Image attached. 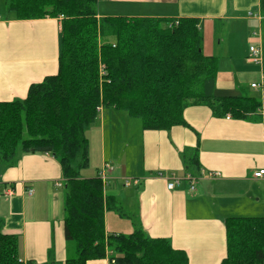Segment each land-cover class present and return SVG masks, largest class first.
<instances>
[{"label":"crops","instance_id":"crops-1","mask_svg":"<svg viewBox=\"0 0 264 264\" xmlns=\"http://www.w3.org/2000/svg\"><path fill=\"white\" fill-rule=\"evenodd\" d=\"M96 4L98 17L197 18L204 35L203 52L212 56H216L212 35L223 20L247 19L264 26L261 0L257 1L261 19L246 14L236 0H98ZM6 7L0 0V101L5 102L25 98L32 83L57 73L62 24L61 17L20 19ZM261 37L252 35L250 43L263 44V52ZM248 51L216 56L214 95L258 98L255 91L260 90L258 99H264V82L260 89L251 87L262 81L264 55L262 63L255 64L247 60ZM119 111L102 107L96 121L100 126L92 133L101 166H110L104 193L114 198L115 208L105 212L107 232L129 234L140 226L147 236L166 238L184 251L189 264H220L227 256L226 219L264 216V177L254 175L264 169V113L258 109L235 119L227 117L230 113L217 116L205 104H192L184 111L186 123L169 130H145L129 121L126 131L110 127L112 155L107 156V117L114 121ZM190 155L198 158L194 171L186 167ZM123 158L124 163L114 165ZM200 169L219 175L199 174L194 190L188 180L169 190L167 180L156 175L184 177L187 172L198 175ZM126 178H138L139 183L125 185ZM63 180L61 164L51 153L20 150L13 161H0V231L18 237L19 258L25 262L65 264L73 256L74 245L65 238ZM28 188L33 194L27 193ZM110 255L87 264H116Z\"/></svg>","mask_w":264,"mask_h":264},{"label":"trees","instance_id":"trees-1","mask_svg":"<svg viewBox=\"0 0 264 264\" xmlns=\"http://www.w3.org/2000/svg\"><path fill=\"white\" fill-rule=\"evenodd\" d=\"M96 3L5 0L20 19L61 17L62 24L57 73L32 83L23 99L0 101V161H13L20 150L59 160L65 238L77 253L65 264H87L108 251L116 264H189L184 251L166 238L147 236L140 226L129 234L107 232L105 212L115 201L105 196L98 175H82L90 161L86 132L99 107L126 111L145 130H169L186 123L184 111L192 104L236 119L264 111V101L214 95L218 58L203 52L197 18L98 17ZM261 9L264 14V0ZM197 161L188 157L187 169L196 170ZM225 228L227 256L220 264H264V216L229 217ZM18 247L16 235L0 231V264H24Z\"/></svg>","mask_w":264,"mask_h":264},{"label":"rangeland","instance_id":"rangeland-1","mask_svg":"<svg viewBox=\"0 0 264 264\" xmlns=\"http://www.w3.org/2000/svg\"><path fill=\"white\" fill-rule=\"evenodd\" d=\"M236 1H237V5L239 8L242 9V7H244L246 14H248V13L250 14V12H253L252 17L253 18L258 17V14H257L258 13V6H257L258 0H236ZM199 12L203 13L202 10H200ZM255 14H257V15H255ZM223 22L224 23H221V25H218L217 31H214V34L212 35V37H213L212 39H214L212 41L213 49L215 51L214 53L216 56L219 57V59H221L222 57L227 55V53H229V52H232L233 54L242 53L245 55L247 49L251 45V43H250L251 37L254 33H258V34L261 33V35H262L261 38H263V43H264V26L263 27L260 26V24L258 22L247 20V19H245V20H231V19H229V20H223ZM262 49H263V44H262ZM263 55H264V51H263ZM255 94L258 98H260L262 95L260 90H258V91L256 90ZM262 101H264V99ZM260 109L264 113L263 109L262 108H260ZM109 110H112V109H108V110L106 109V112H109ZM129 118L130 117H128V113L126 111H119V117L116 118V120H114V121L110 120V117H107V123H106V139H107V147H108L107 156L112 155V154H110V136H111L110 135L111 134L110 133V127H111V130H112V128H115V126H116L118 130L126 131V128L128 125L127 122H129V121H133L135 124V127L137 126V124H139V125L141 124L140 119L135 118V117H131L132 120H130ZM90 126L91 127L86 132L87 137H89V139H90L89 167H87L86 169H84L82 171V175H84L85 177H89V178L91 177L90 175L96 174L97 168H99V169L103 168L101 166V155H100L98 147L96 146L95 139H94L93 134H92L94 131L98 130L97 127H99L100 125H98V122H95ZM130 129H132V127H130ZM123 134L124 133H122V132L119 133V135H123ZM121 146L124 147L123 142H121ZM108 161H109V159H108ZM1 162H3V161H1ZM124 162H125V160L123 158V160L121 159V162L119 160H115L113 163H114V165H116V163H124ZM107 168L109 170L110 166ZM105 173L109 177L110 172L105 170ZM119 173H121V171H119ZM72 244L74 245L73 242H72ZM73 250H74V253L72 254L73 255L72 257H76L77 253L75 250V245H74Z\"/></svg>","mask_w":264,"mask_h":264},{"label":"built area","instance_id":"built-area-1","mask_svg":"<svg viewBox=\"0 0 264 264\" xmlns=\"http://www.w3.org/2000/svg\"><path fill=\"white\" fill-rule=\"evenodd\" d=\"M250 14H252V13H250ZM257 15V14H256ZM258 18H262L259 14H258ZM255 37H260V34H258V33H254L253 34ZM249 54H248V56H247V60L249 61V62H252V63H255V64H261L262 63V61H263V52H262V47H261V44L260 43H253V44H251L250 45V47H249ZM103 71H102V68H101V73H102ZM263 82H264V74L262 75V81H260V83L259 82H254V83H252L251 84V87L252 88H256V89H260L261 87H263ZM102 109V107H99V111ZM227 117L228 118H230L231 117V115L230 114H228L227 115ZM107 167H109L108 166V164H105V165H103V168L99 171V173H98V176L101 178V180H102V182L104 183V185L107 183V181H108V176L106 175V173H105V170H107ZM199 174H206L209 178H216L219 174L218 173H216V172H212V171H209V172H206L205 170H202V169H200V171H199V173H198V175H194L193 173H191V172H187V174L186 175H184V177H178V176H172V177H165V175L162 173V172H157V176L158 177H163V178H165L166 180H167V188L169 189V190H171V189H174L175 188V186L177 185V184H180L183 180H188L190 183H191V186H190V188L192 189V190H194L195 189V184H196V181L199 179ZM255 177H257V178H262V177H264V169H261V170H259V171H257V172H255ZM202 176V175H201ZM200 176V177H201ZM124 183H125V185H136V184H138L139 183V179L138 178H126L125 180H124ZM59 186L60 185H62V183H59L58 184ZM9 190V194H12L13 193V191H14V189L13 188H11V189H8ZM27 193L28 194H33V189L32 188H28L27 189ZM110 251H108V253H109ZM24 264H28V262L26 261L25 262V260H22V259H20ZM112 263H115V259H109ZM40 264V263H39Z\"/></svg>","mask_w":264,"mask_h":264}]
</instances>
